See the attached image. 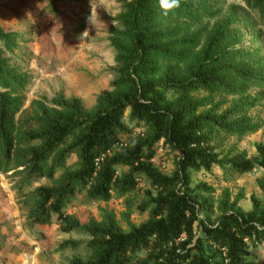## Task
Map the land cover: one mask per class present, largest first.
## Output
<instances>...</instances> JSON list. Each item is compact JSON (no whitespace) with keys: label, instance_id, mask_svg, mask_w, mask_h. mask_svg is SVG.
<instances>
[{"label":"trees","instance_id":"1","mask_svg":"<svg viewBox=\"0 0 264 264\" xmlns=\"http://www.w3.org/2000/svg\"><path fill=\"white\" fill-rule=\"evenodd\" d=\"M118 1L109 29L114 76L91 108L58 93L25 110L30 76L9 56L19 35L0 25V175L13 182L29 227L56 215L61 231L87 237L56 247L82 251L70 264H260L264 183L262 198L253 195L245 210L242 193L193 186L192 173L219 167L229 182L264 169L263 143L255 156L223 149L230 137L262 128L251 110L264 76L254 72V52L239 46L236 26L264 25V0L227 9L219 0H180L167 15L158 0ZM253 13L258 19L249 21ZM159 144L175 156L170 174L153 162ZM142 181L150 188L139 211L148 218L138 225L127 218V230L105 208L84 222L66 210L78 194L109 201Z\"/></svg>","mask_w":264,"mask_h":264},{"label":"rangeland","instance_id":"2","mask_svg":"<svg viewBox=\"0 0 264 264\" xmlns=\"http://www.w3.org/2000/svg\"><path fill=\"white\" fill-rule=\"evenodd\" d=\"M219 2L224 4V9L229 4H243L240 0ZM54 11L51 0H0V25L19 35L18 45L9 56L30 76L25 110H29L33 100L52 99L58 93L77 97L86 108H91L97 95L109 88L114 76L115 51L109 40V29L121 13L122 4L118 0H56ZM249 18V21L258 19L254 13ZM236 27L239 46L254 52L257 61L254 72L260 71L264 76V25L252 27L243 21ZM260 95V105L251 113L261 121L262 128L243 139L225 140V151L235 147L255 156L257 145L264 144V88ZM74 161L75 157L70 159V163ZM153 162L170 174L175 167V156L168 147L159 144ZM224 173L219 167L211 172H193L192 185L205 181L218 188L217 195L225 187L230 188L233 197L242 193L244 197L239 203L245 210L251 209L253 195L262 198L263 168L257 166L229 182ZM40 183L45 180L35 182ZM12 185L10 178L0 175V264H70L71 258L82 251L67 247L56 252V247L68 239L85 241L87 237L61 231L56 215L52 224L29 227ZM139 187L125 197L116 196L109 201L93 202L78 194L66 210L84 222L90 217L100 219L101 209L105 208L127 230V218L136 225L148 218V213H141L139 208L147 200L145 191L150 183L142 181ZM260 251L257 261L264 264V245Z\"/></svg>","mask_w":264,"mask_h":264},{"label":"clouds","instance_id":"3","mask_svg":"<svg viewBox=\"0 0 264 264\" xmlns=\"http://www.w3.org/2000/svg\"><path fill=\"white\" fill-rule=\"evenodd\" d=\"M158 7L162 10V12L165 15H167L168 12L180 7V0H158ZM91 17L89 18L90 22H91Z\"/></svg>","mask_w":264,"mask_h":264}]
</instances>
